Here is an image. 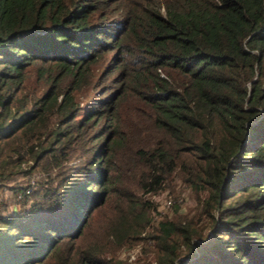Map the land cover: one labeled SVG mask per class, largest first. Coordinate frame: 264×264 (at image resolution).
I'll return each instance as SVG.
<instances>
[{"label": "trees", "instance_id": "16d2710c", "mask_svg": "<svg viewBox=\"0 0 264 264\" xmlns=\"http://www.w3.org/2000/svg\"><path fill=\"white\" fill-rule=\"evenodd\" d=\"M118 160L134 190L90 237ZM138 244L264 264V0H0V264Z\"/></svg>", "mask_w": 264, "mask_h": 264}, {"label": "rangeland", "instance_id": "374dc122", "mask_svg": "<svg viewBox=\"0 0 264 264\" xmlns=\"http://www.w3.org/2000/svg\"><path fill=\"white\" fill-rule=\"evenodd\" d=\"M121 159L124 158L121 157ZM116 166L115 173L112 175V187L114 188V192H116V194L110 197V201L102 208L101 214H99L100 219L97 218V222H95V225L91 228L90 237L94 234L96 236L99 235V233L104 229V218L113 213L115 206L118 208L123 206L125 204V200L122 198H125L128 193L131 194L134 190L132 185V175L128 171L129 167L124 163V161L120 160L116 161ZM189 195L190 193L187 191L182 192L176 203H180V206L185 208L190 200ZM169 196L170 194L167 191H163L160 195L150 196V200H152L157 207L156 210L158 214L155 218L170 214L171 207L168 208ZM99 220H102L101 223H98ZM117 256L120 260L136 264H149L151 261V254L147 256L144 255V253H141L139 244L131 248H123L122 250L117 251Z\"/></svg>", "mask_w": 264, "mask_h": 264}]
</instances>
